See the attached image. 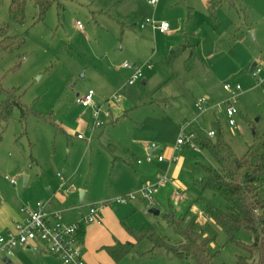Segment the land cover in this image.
Instances as JSON below:
<instances>
[{
    "label": "rangeland",
    "instance_id": "374dc122",
    "mask_svg": "<svg viewBox=\"0 0 264 264\" xmlns=\"http://www.w3.org/2000/svg\"><path fill=\"white\" fill-rule=\"evenodd\" d=\"M10 2L0 0V24H8L11 35H23L25 44L0 54V104L15 89L21 107L28 111L22 117L13 107L7 120L0 122V186L8 185L5 176L22 183L23 171L41 180H61L73 172L74 180L92 194L89 200L94 199L86 208L83 204L85 216L95 204L137 191L118 193L117 164L112 160L120 157L125 163L135 158L134 147L141 143L172 148L180 132L174 121L181 118V128L188 131V116L199 112L194 100L214 89L221 103V86L226 83L240 85L241 92L235 127L220 118L224 140L240 156L251 144L253 132H264V0H237L235 8L223 5L214 23L206 0H157L153 6L145 0H57L41 19L34 1L25 0L22 23L10 20ZM144 19L166 21L169 29L166 33L140 29ZM186 42L197 44L190 67L185 63L191 49L179 50ZM258 58L263 72L252 77L250 66ZM123 61L138 67L144 84L142 78L127 83L130 70L122 68ZM88 90L95 106L76 104L75 99ZM200 126L196 129L203 133L212 129L204 120ZM175 153L182 166L179 173L170 177L161 172L145 182L154 184L166 177V184L156 191L160 190L159 203L151 205L157 215L133 201L103 206L116 217L115 237L125 231L123 224L134 230L154 227L174 244L179 237L166 219L169 210H188V220L202 213L201 205L193 203L197 198L224 207L221 197L199 188L204 168L216 167L211 156L187 147ZM176 192L182 202L174 199ZM235 241L248 245L252 236L239 231ZM210 246L218 251L215 264H234L237 255H245L236 244L225 243L220 229ZM151 248L142 241L116 263L103 251L98 264H195L191 257L180 260L167 250Z\"/></svg>",
    "mask_w": 264,
    "mask_h": 264
},
{
    "label": "trees",
    "instance_id": "16d2710c",
    "mask_svg": "<svg viewBox=\"0 0 264 264\" xmlns=\"http://www.w3.org/2000/svg\"><path fill=\"white\" fill-rule=\"evenodd\" d=\"M41 19L45 11L57 0H33ZM237 0H207L208 17L214 23L216 14L223 5L235 8ZM25 0H11L8 13L15 23L24 21ZM192 8L188 7V11ZM25 44L23 35H11L8 24H0V54L11 53L21 49ZM190 48L186 66L190 67L196 57L197 44L184 43L179 50ZM174 53L169 56L173 58ZM15 89L9 90L6 99L0 104V122L6 121L13 107H18L24 117L28 109L20 105ZM214 136L193 130L194 143L200 150L206 151L214 160L216 167L204 168L199 181L201 191L208 190L224 201V207L218 208L203 198L193 203L201 205L202 215L192 216L186 220L188 210L177 212L169 210L166 216L168 224L178 235L174 244L168 243L154 227H143L134 230L123 224L129 240L115 241L102 249L113 262H118L133 251L135 246L148 241L152 250L164 249L177 259L191 257L195 264H215L217 250L211 248L217 238L218 229L225 236V243H234L245 251V255H237L234 264H264V132H253L250 145L238 156L224 140L218 121L212 123ZM84 226L77 231L78 242L84 234ZM239 231H247L252 236L251 244L235 241Z\"/></svg>",
    "mask_w": 264,
    "mask_h": 264
},
{
    "label": "crops",
    "instance_id": "0c3cea01",
    "mask_svg": "<svg viewBox=\"0 0 264 264\" xmlns=\"http://www.w3.org/2000/svg\"><path fill=\"white\" fill-rule=\"evenodd\" d=\"M258 59L260 60L261 58ZM262 72L263 70H261ZM130 75L131 70L129 77ZM222 91L224 92V99H222L225 100L228 94L223 89ZM205 97L208 99L210 107L203 112L192 113L188 116L190 117L187 125L188 131L195 130L196 128L201 129L200 123L203 120L212 124L216 121L220 122V118L225 117L223 111L219 113L213 107L215 103L219 102L215 97L214 89L207 91ZM196 100H194L193 106ZM182 124L181 118L175 120V129L181 128ZM203 131L207 132L209 129ZM173 147L170 149L168 147L162 149L156 146L155 149H151L149 144L141 143L134 147L136 155L132 154V157L134 156L135 158L127 159L125 163H122L124 159L120 157L117 158L119 161L112 160V164H117L114 169L117 175L116 178H119L116 180L118 193L125 194L136 191L146 181L155 180L161 172L167 173L170 177H174L177 172L179 173L182 170L180 160L169 162V158L173 153ZM161 153L164 156L162 162H158L155 158L150 163L144 161L147 154L156 157ZM137 159H141V163L137 164ZM22 176L25 177V180L22 179V183L21 181L18 183L15 178L5 176L4 178L7 180L8 185L6 187L0 186V233L6 230H12L25 217L22 207L34 208L37 202H42L46 211L60 212V221L66 224H74L82 219L85 214L84 209L90 201L94 200H89L92 194L89 193L88 189L82 183L74 180L75 175L73 172L61 180L30 178L31 176L25 171L22 172ZM58 177L59 175L57 173L56 178ZM9 179H14L15 184L10 183ZM157 194H160V190L155 193L152 205L158 204L160 201L159 195ZM133 203H142L144 205L140 199L133 201ZM101 220V224L84 226V234L79 243L80 252L85 264H98L99 261L103 260L102 252L104 250L102 247L112 245L116 240L120 242L129 240V236L125 231L121 233L122 235L116 234L117 232H115L117 237L113 234L112 231L116 217L111 210L106 207L103 208ZM0 264H62V262L48 251L46 245L39 241H32L28 245L16 246L13 249L12 256L9 258L0 256Z\"/></svg>",
    "mask_w": 264,
    "mask_h": 264
},
{
    "label": "built area",
    "instance_id": "2783aa9c",
    "mask_svg": "<svg viewBox=\"0 0 264 264\" xmlns=\"http://www.w3.org/2000/svg\"><path fill=\"white\" fill-rule=\"evenodd\" d=\"M148 5H155L157 0H145ZM77 28H81L80 22H76ZM149 27L152 31L159 33H166L169 29V25L166 21H152L144 19L139 25L140 29ZM261 60H257L250 74L252 77H257L261 73ZM123 68L131 70V75L127 80L128 84H133L135 81L142 78V74L136 65H130L128 62L121 64ZM222 89L228 94V97L221 103H215L213 107L219 111L222 109L225 118H227V124L231 127H235L234 116L238 113L236 106V98L241 92V87L238 84H223ZM115 100L120 101V97L116 96ZM75 103L81 107H94L93 93L88 90L83 96H78L75 99ZM195 108L199 112H203L209 108L208 99L206 97H200L194 103ZM221 106H223L221 108ZM98 126V123L95 124ZM208 137L214 136V131L209 130L206 132ZM195 134L193 130L186 131V128H180L179 135L175 141L173 147V153L169 158V162H176L178 160L175 151L187 147L194 150H198V146L194 143L193 139ZM77 139H81L78 135ZM151 149H155L156 145L151 143L149 145ZM200 150V149H199ZM158 162L164 160L162 154L152 157L147 154L144 161L147 163L152 162L153 159ZM141 159H137L136 163H141ZM10 183L15 184L14 179H9ZM167 182L166 177H159L156 183H145L132 194L127 196L115 198L113 200H106L102 203L95 204L88 209V212L78 223L66 224L60 221V212H48L44 209L42 202H37L34 208L22 207V211L25 213V217L19 221L12 230H6L0 233V256L9 258L13 254V249L16 246L28 245L32 241H39L46 245L48 251L59 258L62 264H85L84 259L80 252V243L77 239V231L80 225L87 224H101V208L108 203L125 204L128 201H135L140 199L143 201L146 210H148L153 204V197L161 186ZM174 199L177 202H182L183 197L179 192L174 194ZM202 215V214H200ZM199 215V216H200Z\"/></svg>",
    "mask_w": 264,
    "mask_h": 264
},
{
    "label": "water",
    "instance_id": "95a60500",
    "mask_svg": "<svg viewBox=\"0 0 264 264\" xmlns=\"http://www.w3.org/2000/svg\"><path fill=\"white\" fill-rule=\"evenodd\" d=\"M251 34H252V33H251ZM254 65H255V63H252V65L250 66V69H252V68L254 67ZM140 82H141V84H144L145 80L142 78ZM22 177H23V179L25 180V177H24V176H22ZM147 212L150 213V214H153V215H157V214H158L157 209H155L154 207H150V208L147 210Z\"/></svg>",
    "mask_w": 264,
    "mask_h": 264
}]
</instances>
